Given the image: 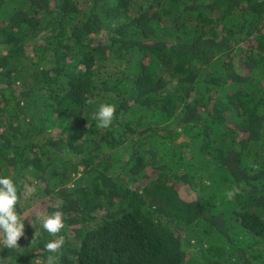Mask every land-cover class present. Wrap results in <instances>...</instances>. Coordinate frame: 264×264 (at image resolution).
<instances>
[{"label":"trees","instance_id":"obj_1","mask_svg":"<svg viewBox=\"0 0 264 264\" xmlns=\"http://www.w3.org/2000/svg\"><path fill=\"white\" fill-rule=\"evenodd\" d=\"M0 177L4 264H264V0H0Z\"/></svg>","mask_w":264,"mask_h":264},{"label":"clouds","instance_id":"obj_2","mask_svg":"<svg viewBox=\"0 0 264 264\" xmlns=\"http://www.w3.org/2000/svg\"><path fill=\"white\" fill-rule=\"evenodd\" d=\"M92 103V101H89ZM115 114V107L111 104L100 105L98 111L93 114L97 121V127L108 128ZM31 187H25L24 194L29 195ZM239 194L238 188H233L225 193L228 200H232ZM20 196L17 184L8 177H0V247L7 249L18 248V241L25 235V223L17 212V205ZM64 214L62 211H55L51 216L42 220V228L51 236L58 237L50 240L44 245V250L49 253L47 264H54V257L58 255L64 244L63 236L58 234L64 228ZM35 240V239H34ZM7 258H0V264H4Z\"/></svg>","mask_w":264,"mask_h":264},{"label":"rangeland","instance_id":"obj_3","mask_svg":"<svg viewBox=\"0 0 264 264\" xmlns=\"http://www.w3.org/2000/svg\"><path fill=\"white\" fill-rule=\"evenodd\" d=\"M38 209V208H37ZM39 210H41V209H39Z\"/></svg>","mask_w":264,"mask_h":264}]
</instances>
